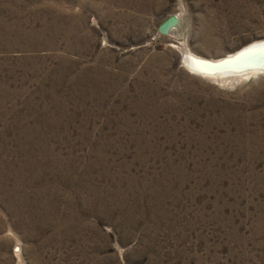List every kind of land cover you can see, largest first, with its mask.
<instances>
[{"label":"rangeland","instance_id":"obj_1","mask_svg":"<svg viewBox=\"0 0 264 264\" xmlns=\"http://www.w3.org/2000/svg\"><path fill=\"white\" fill-rule=\"evenodd\" d=\"M263 39L264 0H0V264H264V69L181 51Z\"/></svg>","mask_w":264,"mask_h":264},{"label":"bare ground","instance_id":"obj_2","mask_svg":"<svg viewBox=\"0 0 264 264\" xmlns=\"http://www.w3.org/2000/svg\"><path fill=\"white\" fill-rule=\"evenodd\" d=\"M184 46L181 49L184 67L202 76L218 78L228 74L238 75L247 73V71L256 72L257 70L264 69V39L255 41L235 53L227 54L218 59H207L196 56L190 53ZM194 61L198 63H194Z\"/></svg>","mask_w":264,"mask_h":264},{"label":"water","instance_id":"obj_3","mask_svg":"<svg viewBox=\"0 0 264 264\" xmlns=\"http://www.w3.org/2000/svg\"><path fill=\"white\" fill-rule=\"evenodd\" d=\"M174 23H175V19H174V17H169V18L165 21V23H164V25H163V28H167V27L173 25Z\"/></svg>","mask_w":264,"mask_h":264},{"label":"snow or ice","instance_id":"obj_4","mask_svg":"<svg viewBox=\"0 0 264 264\" xmlns=\"http://www.w3.org/2000/svg\"><path fill=\"white\" fill-rule=\"evenodd\" d=\"M194 63H198V62H195V61H194Z\"/></svg>","mask_w":264,"mask_h":264}]
</instances>
